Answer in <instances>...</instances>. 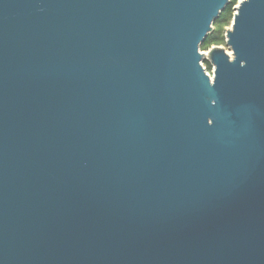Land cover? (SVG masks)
Instances as JSON below:
<instances>
[{"label":"water","instance_id":"obj_1","mask_svg":"<svg viewBox=\"0 0 264 264\" xmlns=\"http://www.w3.org/2000/svg\"><path fill=\"white\" fill-rule=\"evenodd\" d=\"M230 2L0 0V264H264V0L200 51Z\"/></svg>","mask_w":264,"mask_h":264},{"label":"trees","instance_id":"obj_2","mask_svg":"<svg viewBox=\"0 0 264 264\" xmlns=\"http://www.w3.org/2000/svg\"><path fill=\"white\" fill-rule=\"evenodd\" d=\"M237 0H231L230 4L225 8V10L220 14L219 18L214 22L213 27L215 26H224L229 24L232 21L233 17V8L236 5ZM225 44L224 33L221 30H214L211 34L207 36L204 43L201 45V49L209 48L212 45L219 43ZM206 70H211V66L208 62H205Z\"/></svg>","mask_w":264,"mask_h":264},{"label":"rangeland","instance_id":"obj_3","mask_svg":"<svg viewBox=\"0 0 264 264\" xmlns=\"http://www.w3.org/2000/svg\"><path fill=\"white\" fill-rule=\"evenodd\" d=\"M239 1L240 0H237V3ZM237 3H236V5H237ZM235 6H234V8H235ZM234 8H233V11H234ZM230 27H231V22L229 24L224 25V26H215V27H213V29L214 30H221L224 33V35H225V32L227 30H229ZM211 47H220V48H223L229 55L231 53L230 50L228 49V47L226 46V44H224L223 42L222 43H219V44H216V45H212L209 48L200 49V51L203 52V53H207L208 49H210ZM205 62H207V60H204L203 61V66L204 67H205ZM206 71L210 74V76L212 75V68H211V70H209V71L206 70Z\"/></svg>","mask_w":264,"mask_h":264},{"label":"built area","instance_id":"obj_4","mask_svg":"<svg viewBox=\"0 0 264 264\" xmlns=\"http://www.w3.org/2000/svg\"><path fill=\"white\" fill-rule=\"evenodd\" d=\"M208 73V72H207ZM209 74V73H208ZM210 75V74H209Z\"/></svg>","mask_w":264,"mask_h":264}]
</instances>
